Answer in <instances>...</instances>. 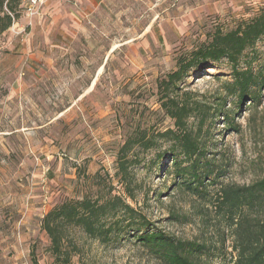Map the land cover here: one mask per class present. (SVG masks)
<instances>
[{
  "label": "rangeland",
  "instance_id": "obj_1",
  "mask_svg": "<svg viewBox=\"0 0 264 264\" xmlns=\"http://www.w3.org/2000/svg\"><path fill=\"white\" fill-rule=\"evenodd\" d=\"M262 9L264 0H61L29 20L17 6L15 30L0 36V264H55L43 216L65 199L95 195L97 172L155 228L210 246L206 264H234L233 228L218 222L209 198L222 184L264 175V91L256 105L220 100L223 81L233 80L226 59L181 82L202 104L189 127L204 149L199 170L212 171L204 197L174 184L166 138L130 152L129 187L117 157L128 137L174 128L160 82L179 59ZM247 65L264 70V38L241 57ZM70 236L68 264H163L129 229L106 243L80 227Z\"/></svg>",
  "mask_w": 264,
  "mask_h": 264
},
{
  "label": "trees",
  "instance_id": "obj_2",
  "mask_svg": "<svg viewBox=\"0 0 264 264\" xmlns=\"http://www.w3.org/2000/svg\"><path fill=\"white\" fill-rule=\"evenodd\" d=\"M19 5L25 12L24 0H0V36L10 31L13 24L15 26ZM262 38L264 9L234 29L226 32L216 30L209 42L179 59L177 68L160 82L161 106L174 119V128L152 136L139 132L128 137L117 157L118 174L123 185L129 187V165L133 161L128 158L130 152L135 148H156L160 145L159 138L163 137L172 141L173 171L170 173L173 172L176 187L188 189L198 197L205 196L206 180L212 171L199 170L198 163L204 149L197 132L189 127V118L199 112L202 104L180 84L191 75V71H199L210 63L226 59L232 66L233 80L223 81L224 93L219 99L226 101L229 96H236L239 105L247 99L254 105L258 104L264 91V70L255 72L251 65L240 67L239 63L245 51ZM206 107V112L210 113L211 106ZM215 110L221 112L219 108ZM217 112L213 110L211 114ZM165 159L164 154H159L160 164ZM93 177L99 179V190L95 195L87 192L80 198L65 199L43 216L42 228L50 238L55 264H68L71 261V252L66 244L71 239V229L76 227L105 243L129 229L163 264H206L202 254L210 251V246L197 240L177 238L155 228L121 194L113 193L112 183L105 181L99 172ZM209 199L219 217L218 222L225 223L229 230L233 228L234 264H264V175L250 184H222ZM174 215L177 217V214Z\"/></svg>",
  "mask_w": 264,
  "mask_h": 264
},
{
  "label": "built area",
  "instance_id": "obj_3",
  "mask_svg": "<svg viewBox=\"0 0 264 264\" xmlns=\"http://www.w3.org/2000/svg\"><path fill=\"white\" fill-rule=\"evenodd\" d=\"M26 2L25 15L29 20L35 19L40 13L42 8L50 1V0H24ZM8 11V9H7ZM9 12V11H8ZM12 16L13 14L9 12ZM31 23V22H30ZM15 30L14 24L10 30Z\"/></svg>",
  "mask_w": 264,
  "mask_h": 264
},
{
  "label": "crops",
  "instance_id": "obj_4",
  "mask_svg": "<svg viewBox=\"0 0 264 264\" xmlns=\"http://www.w3.org/2000/svg\"><path fill=\"white\" fill-rule=\"evenodd\" d=\"M61 0H50L41 10V13L35 18V19H43L45 16H47L48 10L51 6L54 4H59ZM77 2H81L86 7L89 5H94L95 7H98L103 0H76Z\"/></svg>",
  "mask_w": 264,
  "mask_h": 264
}]
</instances>
